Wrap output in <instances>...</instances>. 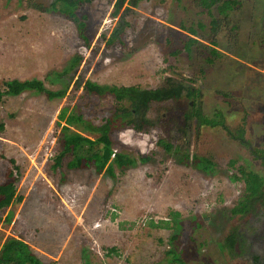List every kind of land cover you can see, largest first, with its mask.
Wrapping results in <instances>:
<instances>
[{"label":"rangeland","instance_id":"374dc122","mask_svg":"<svg viewBox=\"0 0 264 264\" xmlns=\"http://www.w3.org/2000/svg\"><path fill=\"white\" fill-rule=\"evenodd\" d=\"M242 7L234 14L238 30L225 32L221 45L213 55L205 47L200 54L193 49L191 57L183 47L188 32L183 27L207 24L210 18L196 6V0H140L129 5V23L123 45L105 47L108 35L124 11L113 17L114 0H93L78 12L86 15L87 42L80 36L76 24L58 12L40 11L38 5H49L52 0H0V87L6 80L39 79L51 90L60 89L62 82H52V71H61L70 59L79 54L83 60L78 73L96 84L141 85L156 87L170 72L163 69L164 55L179 50L177 71L180 76H198L204 69V81L192 94L171 112H161L160 127L145 133L122 128L112 133V153L151 155L148 163H139L127 170L120 182L105 180L102 174L98 193L116 206L128 207L149 170L166 133L183 110L189 97L194 96L197 109L189 122V132L207 123V133L198 156H210L215 172L206 174L192 164L190 172L173 167L163 182L178 186L174 196L152 204L149 214L161 209L156 224H150L146 212L136 217L143 228V243L106 253L107 264H172L163 254L169 248L165 235L173 228L183 230V257L188 264H252L247 253L240 255L236 246L234 257L222 253L218 243L232 226L243 222L230 216V209L245 191L242 171L254 170L264 174V163L252 159L245 144L232 139L240 125L247 140L264 150V0H241ZM207 31V29H206ZM230 39L227 42V39ZM209 44V42L205 43ZM197 47V46H195ZM199 49V47H197ZM216 55V56H215ZM209 57L212 63H205ZM173 61V59H172ZM76 74V75H77ZM113 109L111 98L88 95L70 86L62 99H47L31 91L19 96H4L0 101V156L13 158L21 177L17 193L24 196L20 204H13L0 212V245L9 238L23 239L34 246L46 264H97L98 249L85 246L74 228L81 223L80 215L89 191L82 192L84 183L95 175L93 171L64 173L68 182L62 183V173L50 165L59 149L57 138L67 126L88 135L79 123L67 124L59 114L79 115L93 125L101 122ZM176 111V116L171 113ZM210 115L212 121H207ZM112 155V154H111ZM117 159V157L115 158ZM111 159L110 161L115 160ZM8 162L0 158V182L4 180ZM112 190V196L107 192ZM83 194V201L75 206V195ZM144 203V201H143ZM142 203V204H143ZM145 204V203H144ZM159 208V209H157ZM160 216V217H159ZM195 218L194 220H192ZM247 221L248 252L257 253L255 234L264 237V210ZM100 217L93 219L96 227ZM190 220L191 223H190ZM201 224L198 226V221ZM196 225L198 228L194 229ZM36 229L49 239L54 253L37 248ZM256 229L257 232H254ZM254 232V233H253ZM190 236L193 241L190 242ZM162 237L165 245H158ZM87 240V239H86ZM142 246L139 256L138 248ZM131 253V254H130ZM113 254V255H114ZM122 255L118 262L117 255ZM264 257V254H263ZM51 261H55L51 262ZM138 261H140L138 263Z\"/></svg>","mask_w":264,"mask_h":264},{"label":"trees","instance_id":"16d2710c","mask_svg":"<svg viewBox=\"0 0 264 264\" xmlns=\"http://www.w3.org/2000/svg\"><path fill=\"white\" fill-rule=\"evenodd\" d=\"M93 0H52L49 5H38L40 11L58 12L72 20L80 33V36L87 42V37L83 34L86 31V15H77V12L84 6L92 3ZM140 0H114L113 17L120 14V9L124 7L123 13L115 23L112 31L104 35L105 47L112 48L123 45V38L129 25L126 20L129 15V5H135ZM196 6L204 11L210 18L207 24L199 23L196 27H183L189 35L184 42V49L188 57H191L193 49L200 54V48L205 47L209 54L217 52L221 43L220 39L225 32L238 30V22L233 20L234 14L242 7L241 0H196ZM207 29V31H206ZM226 38V37H224ZM227 42L230 40L228 38ZM209 42V44H205ZM199 47V49L197 47ZM178 51H172L164 55L163 62L167 65L163 72H170L160 85L156 87H143L141 85H107L96 84L89 79H85V74H77L82 63V56L77 54L73 56L68 64L61 71H52V82H62L64 87L57 90H51L44 86L43 81L33 78L20 81L17 79L6 80L0 87V101L4 96H19L24 92L31 91L36 94H42L47 99H62L70 86L74 89H82L88 95H94L101 99L111 98L113 109L108 116H102V120L97 125H93L83 116L64 115V111L59 114L61 120L67 124L79 123V126L88 133L85 135L78 131H73L67 126L63 127V132L57 138L59 145L50 167L54 171L62 173L60 181L68 182L64 173L73 172H91L94 170L100 172L104 179L120 182L127 175L130 167H135L139 163H148L151 155L139 154L134 156L129 153L121 154V157L110 161V156L114 149V139L112 133L118 129L130 128L134 131L145 133L160 127L162 118L161 112L170 113L174 105H179L190 96L193 90H196L204 81V69L200 68V74L194 76H180L177 71ZM218 54V52H217ZM216 56V55H215ZM173 59V61H172ZM212 59L207 57L204 62L212 63ZM77 74V75H76ZM198 85V87L196 86ZM173 106V107H172ZM245 129L240 125L235 129L236 137H243ZM1 160L8 162L4 180L0 182V212L13 204H20L24 201V196L17 193V182L21 174L19 166L13 158L0 156ZM215 162L210 156H198L194 167L206 174H213ZM245 184V191L238 199L237 203L230 209V216L239 215L244 217L249 213H254L257 204L264 203V175L261 172L253 170L242 171ZM107 194L112 196L110 189ZM11 214H8L4 220L0 217V222L9 221ZM193 218L192 220H194ZM190 220V223L191 221ZM201 220L198 221V226ZM194 229L198 228L196 225ZM36 236L40 229H36ZM242 235L238 232V226L231 227L225 237L218 243V249L222 253H228L230 257L236 256V249H240V255H243L247 248L244 245V239L240 240ZM169 248L163 249V254L170 256L169 263L188 264L183 257L184 246L182 245L183 230L173 227L167 235L164 236ZM189 241L193 238L190 236ZM158 245H165L162 237L156 239ZM237 248H236V244ZM238 254V255H239ZM255 260L257 257L255 256ZM54 262L55 261H51ZM0 264H46L42 258H39L37 249L31 243L18 238H9L0 245Z\"/></svg>","mask_w":264,"mask_h":264},{"label":"bare ground","instance_id":"6f19581e","mask_svg":"<svg viewBox=\"0 0 264 264\" xmlns=\"http://www.w3.org/2000/svg\"><path fill=\"white\" fill-rule=\"evenodd\" d=\"M196 109L194 96L189 97L181 114L171 129L167 131L163 144L158 148V155L154 158L149 170L144 172L142 182L128 207L116 206L110 199L106 200L94 188L93 182H90L87 190L82 191L84 194L86 191L89 193L82 214L79 216L81 223L74 228V231L80 239H83L81 244L84 243L85 246H93L98 249L97 264H107L105 254L113 253L117 247L123 249L127 246L129 253L132 246L144 244L142 241V224L137 222L138 218L136 220V217L143 211L146 212L147 216L152 204L156 202L158 204L161 199L172 198L175 195L178 188L176 184L171 181L162 183L173 167L182 169V173L190 172L193 169L192 164L200 153V146L207 133L206 122L196 127L194 131L189 132L188 130L189 122ZM206 119L209 122L212 121L210 115ZM94 173L97 174V171L94 170ZM75 196V206L78 207L83 201L84 195L77 194ZM155 214V219L154 216L148 215L150 216L148 221L150 224L157 223L158 215L161 216V209ZM96 216L100 217L101 220L95 227L93 219ZM49 242L48 237L41 234L37 248L41 249L44 254L51 256L54 253V248H48ZM141 249H143L142 246L138 248L137 256H139ZM113 254L110 256H115ZM121 257L120 254L116 256L118 262H120Z\"/></svg>","mask_w":264,"mask_h":264},{"label":"flooded vegetation","instance_id":"af4514ba","mask_svg":"<svg viewBox=\"0 0 264 264\" xmlns=\"http://www.w3.org/2000/svg\"><path fill=\"white\" fill-rule=\"evenodd\" d=\"M227 134H229L232 139H235V140L239 141L240 143L245 144L246 147L250 150V155H251L252 159L258 160L261 163H264V150L260 149V148H257V147H254L253 144H251L247 140L246 132H244L243 137H236L235 134L232 131L227 132ZM254 209H256V211L254 213H249L248 215H246L244 217H240L239 215L233 216V217H237L238 220H242L243 221L241 223V225L238 226V232L242 235L240 240L244 239L245 247L248 244V240H246V238H245V237L248 236V233L245 230L246 222L247 221L250 222L251 221L250 217L255 216L256 213H258L260 210H264V203L257 204ZM234 226H232V227H234ZM254 232H257L256 229L254 230ZM255 236H257L256 238H257V241H258V245L256 246L257 253L248 252L249 250H248L247 247H246L247 251L245 253H247L249 255V258H250V261H251L252 264H264V257H263V254H264V237H261V232H258V234L256 233ZM237 245H238V243L236 244V246ZM255 256L257 257L256 260L254 259Z\"/></svg>","mask_w":264,"mask_h":264},{"label":"built area","instance_id":"2783aa9c","mask_svg":"<svg viewBox=\"0 0 264 264\" xmlns=\"http://www.w3.org/2000/svg\"><path fill=\"white\" fill-rule=\"evenodd\" d=\"M98 174V173H97ZM91 175L85 183L83 185V188L85 190H87L90 186V182H93L94 188L97 190V192L99 191V188L101 187V182H102V178L99 175Z\"/></svg>","mask_w":264,"mask_h":264},{"label":"water","instance_id":"95a60500","mask_svg":"<svg viewBox=\"0 0 264 264\" xmlns=\"http://www.w3.org/2000/svg\"><path fill=\"white\" fill-rule=\"evenodd\" d=\"M170 116H171V117H175V116H176V111L173 110V112L171 113ZM116 157H118V156L116 155V153H112V155H111V159H115Z\"/></svg>","mask_w":264,"mask_h":264}]
</instances>
